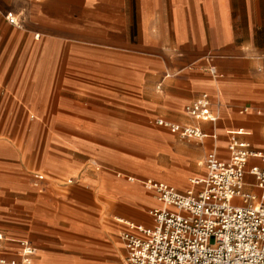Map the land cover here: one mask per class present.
Here are the masks:
<instances>
[{"label":"crops","instance_id":"1","mask_svg":"<svg viewBox=\"0 0 264 264\" xmlns=\"http://www.w3.org/2000/svg\"><path fill=\"white\" fill-rule=\"evenodd\" d=\"M203 93L214 124L185 113ZM232 140L264 152V0H0V258L26 240L24 264H125V222L160 206L143 182L184 193Z\"/></svg>","mask_w":264,"mask_h":264},{"label":"built area","instance_id":"2","mask_svg":"<svg viewBox=\"0 0 264 264\" xmlns=\"http://www.w3.org/2000/svg\"><path fill=\"white\" fill-rule=\"evenodd\" d=\"M6 17L10 24L22 26L12 13ZM209 71L217 75L213 67ZM185 113L212 124L218 120L207 93L188 104ZM155 124L187 139L205 138L201 129L190 124L163 118ZM227 150L226 159L215 149L208 152L205 174L190 179L191 188L184 193L154 179L143 182L156 192L160 206L149 211L152 226L125 222L120 234L125 264H264V152L238 140H232ZM250 158L261 163L249 167ZM247 173L254 177L258 193L245 190ZM42 179L36 175L34 185ZM3 240L0 234V249ZM19 246V260L0 258V264H24L36 252L26 240Z\"/></svg>","mask_w":264,"mask_h":264},{"label":"rangeland","instance_id":"3","mask_svg":"<svg viewBox=\"0 0 264 264\" xmlns=\"http://www.w3.org/2000/svg\"><path fill=\"white\" fill-rule=\"evenodd\" d=\"M154 119H152V123L151 124H148L149 126H152V125H154ZM159 128V127H158ZM160 130H164V129H162V128H160ZM164 132H166V131H164ZM127 152L131 155V156H133V158H135L136 160H141V163H145L146 164V162H147V160H149V159H151V160H154V157H150V155H147V154H144L143 152H141L140 150H139V148H137V147H131L130 149H128L127 150ZM204 159V158H203ZM203 159H202V161H203ZM156 161H158V163H160V162H162L163 163V166L164 167H166V168H163L162 170H163V172L164 173H166L167 172V167H168V161H167V159H165L164 158V156H159L157 159H156ZM200 167V169H201V171L203 170V168H202V165L201 166H199ZM166 171V172H165ZM201 171L199 172V173H201ZM198 173V174H199ZM196 174V172L195 171H193V173H191V174H189L188 176H187V182H188V179H189V177H192V176H194ZM121 264H124V259L123 260H121Z\"/></svg>","mask_w":264,"mask_h":264}]
</instances>
